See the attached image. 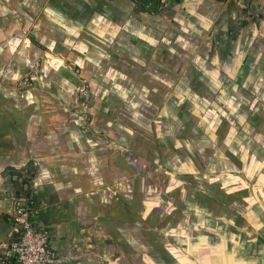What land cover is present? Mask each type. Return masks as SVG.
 <instances>
[{
	"label": "crops",
	"instance_id": "0c3cea01",
	"mask_svg": "<svg viewBox=\"0 0 264 264\" xmlns=\"http://www.w3.org/2000/svg\"><path fill=\"white\" fill-rule=\"evenodd\" d=\"M162 1L0 0V244L28 172L52 264H138L157 170L185 220L264 187V0ZM198 237L194 264H264L260 242Z\"/></svg>",
	"mask_w": 264,
	"mask_h": 264
},
{
	"label": "rangeland",
	"instance_id": "374dc122",
	"mask_svg": "<svg viewBox=\"0 0 264 264\" xmlns=\"http://www.w3.org/2000/svg\"><path fill=\"white\" fill-rule=\"evenodd\" d=\"M144 1L151 4L153 0ZM162 5L163 3L160 4V8ZM155 172L158 176H161H159V182L157 183L159 190L151 191L149 194L141 192V197H151L153 201L141 202L140 205L142 210H140L141 234L139 249L134 250V257L138 258V264H168V260H165V258H169L171 264H187V261L194 264L196 262V251L187 253L182 250L181 245L191 247L194 243L201 242L202 240L198 237L201 232H206L210 242L218 241L220 245L226 242L234 245L249 242L264 244V213L262 215L261 212V217H257L254 212L258 205L264 210V204L256 194L257 191L260 194L261 192L264 193V187L256 186V188H253L251 192L253 200L243 205L242 201L244 198H249L248 194L238 195L236 193L234 195L233 192L225 190L221 186V189H219L221 194L219 206L215 209L216 213L203 217L200 216L201 212L194 210L189 213V217L185 220V214H182V217L180 214L179 171H176L177 173L171 171V191L167 179L170 176L169 171L157 170ZM148 182L146 184L149 186ZM134 184L137 183L134 181ZM18 186L19 182L17 181L16 191L19 188ZM235 198H239L238 200H241V203L233 201ZM243 206H245V211H239L238 209H242ZM251 220L252 222H250ZM183 222L185 224L181 225ZM164 223L165 227H163ZM187 226L191 228L187 229L186 236H184L183 233H180L183 231L181 227ZM199 226L202 227L203 231ZM197 229L199 234L196 231ZM233 252L234 248L229 251L228 248L221 246L220 263H226L225 259L234 257ZM123 257L126 259L125 261H130V259L127 260V258H131L130 255L124 253ZM186 257H189V259H186ZM152 258L155 259L152 260ZM134 262L137 263V261Z\"/></svg>",
	"mask_w": 264,
	"mask_h": 264
},
{
	"label": "built area",
	"instance_id": "2783aa9c",
	"mask_svg": "<svg viewBox=\"0 0 264 264\" xmlns=\"http://www.w3.org/2000/svg\"><path fill=\"white\" fill-rule=\"evenodd\" d=\"M35 68L29 69L22 83L33 79ZM18 182L21 188L14 197L9 217V239L0 244V264H52L57 251L51 246L47 229L39 215L31 190L30 172L18 178Z\"/></svg>",
	"mask_w": 264,
	"mask_h": 264
},
{
	"label": "trees",
	"instance_id": "16d2710c",
	"mask_svg": "<svg viewBox=\"0 0 264 264\" xmlns=\"http://www.w3.org/2000/svg\"><path fill=\"white\" fill-rule=\"evenodd\" d=\"M19 194L18 192H16V195Z\"/></svg>",
	"mask_w": 264,
	"mask_h": 264
}]
</instances>
